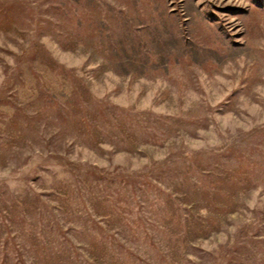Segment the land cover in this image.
Instances as JSON below:
<instances>
[{
	"label": "rangeland",
	"instance_id": "obj_1",
	"mask_svg": "<svg viewBox=\"0 0 264 264\" xmlns=\"http://www.w3.org/2000/svg\"><path fill=\"white\" fill-rule=\"evenodd\" d=\"M0 264H264V0H0Z\"/></svg>",
	"mask_w": 264,
	"mask_h": 264
}]
</instances>
